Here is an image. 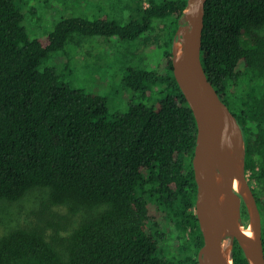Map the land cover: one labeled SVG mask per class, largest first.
I'll return each instance as SVG.
<instances>
[{"label":"trees","instance_id":"16d2710c","mask_svg":"<svg viewBox=\"0 0 264 264\" xmlns=\"http://www.w3.org/2000/svg\"><path fill=\"white\" fill-rule=\"evenodd\" d=\"M18 1L0 0V203L43 189L42 213L83 217L63 236L61 225L49 233L40 222L2 231L0 264H198L196 123L172 59L186 0H130L126 24L68 17L34 38ZM114 35L162 55L152 67H126L135 94L109 119L105 96L40 66L66 44ZM201 59L242 129L264 252V0H206ZM153 94L157 104L141 101ZM241 215L246 225L243 201ZM232 262L250 264L236 240Z\"/></svg>","mask_w":264,"mask_h":264},{"label":"water","instance_id":"95a60500","mask_svg":"<svg viewBox=\"0 0 264 264\" xmlns=\"http://www.w3.org/2000/svg\"><path fill=\"white\" fill-rule=\"evenodd\" d=\"M206 0H186L175 31L173 74L195 118L192 168L196 183L195 214L203 236L198 264H228L236 240L250 264H264L261 216L245 173V144L236 116L208 80L201 59ZM180 43V49L177 48ZM239 189H234V181ZM244 202L249 218L244 225ZM241 227H250L248 237ZM229 249L222 252V242Z\"/></svg>","mask_w":264,"mask_h":264},{"label":"rangeland","instance_id":"374dc122","mask_svg":"<svg viewBox=\"0 0 264 264\" xmlns=\"http://www.w3.org/2000/svg\"><path fill=\"white\" fill-rule=\"evenodd\" d=\"M129 3L130 0H19L17 4L24 12L23 25L29 37L34 38L43 36L60 19L68 17L111 18L126 24L130 16ZM82 41L53 51L40 67L54 66L63 84L105 96L106 116L110 119L115 113L124 112L135 94L122 80L126 67L137 66L138 60L140 66L152 67L160 61L161 49L153 43L139 48L138 41L115 35L106 41L97 36L83 37ZM159 97L153 94L149 100H136L157 104ZM45 196V190H33L19 201L0 203V233L17 225L40 222L49 233L53 232V227L61 225L60 236H63L82 219V215L67 219L65 210L60 208L55 209L54 215L42 213L41 202ZM241 230L247 235L248 227Z\"/></svg>","mask_w":264,"mask_h":264},{"label":"bare ground","instance_id":"6f19581e","mask_svg":"<svg viewBox=\"0 0 264 264\" xmlns=\"http://www.w3.org/2000/svg\"><path fill=\"white\" fill-rule=\"evenodd\" d=\"M177 48L180 49V43H179V42H177ZM233 186H234V189L238 190V189H239V182H238L237 180H235ZM247 236H248V237H252V236H253V231L251 230L250 227H248V233H247ZM228 249H229L228 241H227V240H224V241L222 242V252L225 253V252L228 251ZM227 263L229 264L230 261L227 260Z\"/></svg>","mask_w":264,"mask_h":264}]
</instances>
